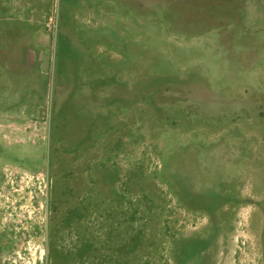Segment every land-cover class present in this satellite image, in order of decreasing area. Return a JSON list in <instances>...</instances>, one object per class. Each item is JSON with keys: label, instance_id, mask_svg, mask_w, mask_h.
Here are the masks:
<instances>
[{"label": "rangeland", "instance_id": "374dc122", "mask_svg": "<svg viewBox=\"0 0 264 264\" xmlns=\"http://www.w3.org/2000/svg\"><path fill=\"white\" fill-rule=\"evenodd\" d=\"M0 264H264V0H0Z\"/></svg>", "mask_w": 264, "mask_h": 264}]
</instances>
